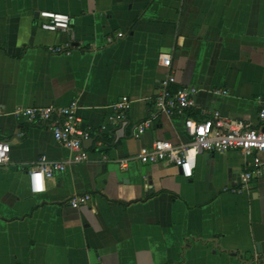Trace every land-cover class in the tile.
<instances>
[{
	"label": "crops",
	"instance_id": "obj_1",
	"mask_svg": "<svg viewBox=\"0 0 264 264\" xmlns=\"http://www.w3.org/2000/svg\"><path fill=\"white\" fill-rule=\"evenodd\" d=\"M40 11L69 15L73 38L42 30ZM65 43L69 55L48 51ZM161 54L176 87L198 89L191 118L218 112L264 129V0H0V141L10 144L0 166V264H264V173L241 194L226 191L247 168L240 152L198 155L188 179L173 164L118 163L157 140H188L181 118L160 114L134 131L155 111ZM121 96L131 104L114 128ZM72 102L93 132L89 161L32 194L29 166L73 152L15 112ZM102 127L116 141L97 148ZM82 194L91 200L71 208Z\"/></svg>",
	"mask_w": 264,
	"mask_h": 264
},
{
	"label": "built area",
	"instance_id": "obj_2",
	"mask_svg": "<svg viewBox=\"0 0 264 264\" xmlns=\"http://www.w3.org/2000/svg\"><path fill=\"white\" fill-rule=\"evenodd\" d=\"M40 28L47 32L73 34L70 30L71 19L65 13L40 11ZM122 34H118L121 37ZM112 38H108L111 42ZM52 54L69 55L71 43L52 46L48 49ZM158 65L166 70L164 77L158 82L155 96L152 100L154 113L150 114L134 128L136 135H142L152 127L155 114L167 118H181L185 134L188 137L186 143L173 145L169 141L157 140L138 152L136 155L118 161L120 167L126 168L130 162L140 164H173L180 170V175L186 179L192 177L197 156L207 152L221 154L229 151H238L249 161L247 168L240 174L235 186L227 188L232 194H241L248 189L250 182L260 178L264 173V129L254 124L232 120L222 116L218 112H212L205 118H191L190 113L194 109L193 97L198 89L192 86L176 87V78L171 73L170 55L161 54ZM219 94L220 91H215ZM226 94V91L222 92ZM131 100L127 96H121L114 104V115L110 118V126L124 127ZM77 104L68 106H48L22 108L15 115L28 124H37L48 130L52 138L71 152L73 156L68 161H53L45 156H39L33 165L27 169L29 190L32 194H41L45 191V182L53 178L56 173H62L71 164H81L89 161L88 150L83 143L92 140V131L81 126L80 119L76 115ZM259 118H264V110L259 112ZM105 127L98 130L97 135L103 136ZM95 133V132H94ZM112 142L116 137L112 135ZM104 143L100 138L96 141V147L101 148ZM10 161V144L0 141V166ZM91 200L90 194L75 195L69 200V206L77 209L86 205Z\"/></svg>",
	"mask_w": 264,
	"mask_h": 264
},
{
	"label": "water",
	"instance_id": "obj_3",
	"mask_svg": "<svg viewBox=\"0 0 264 264\" xmlns=\"http://www.w3.org/2000/svg\"><path fill=\"white\" fill-rule=\"evenodd\" d=\"M75 45H76V44H75ZM91 142H92V140L84 141V143H83L84 147H85V148L88 147V146L91 144ZM179 172H180V170H179ZM256 248H257V252H258L259 254H261V249H260L259 245H257ZM263 261H264V254H263Z\"/></svg>",
	"mask_w": 264,
	"mask_h": 264
},
{
	"label": "trees",
	"instance_id": "obj_4",
	"mask_svg": "<svg viewBox=\"0 0 264 264\" xmlns=\"http://www.w3.org/2000/svg\"><path fill=\"white\" fill-rule=\"evenodd\" d=\"M98 138H101V140L106 143V144H110L111 140H112V136H97Z\"/></svg>",
	"mask_w": 264,
	"mask_h": 264
}]
</instances>
